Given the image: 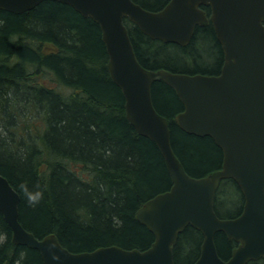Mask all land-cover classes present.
Here are the masks:
<instances>
[{
  "label": "trees",
  "instance_id": "16d2710c",
  "mask_svg": "<svg viewBox=\"0 0 264 264\" xmlns=\"http://www.w3.org/2000/svg\"><path fill=\"white\" fill-rule=\"evenodd\" d=\"M133 1L157 12L170 0ZM124 22L146 69L220 73L224 54L211 25L197 27L182 47L152 40ZM108 59L99 25L69 5L50 0L22 14L0 10V175L20 195L24 228L38 238L55 234L74 253L150 248L155 237L137 211L173 185L157 144L127 119ZM152 96L170 122L172 149L187 173L200 178L221 169L223 153L211 137L187 134L176 125L175 116L184 110L176 92L159 81ZM231 186L241 194L231 179L216 193L215 211L222 219L243 210L241 196L235 213L219 211L224 189ZM11 238L0 213V264H44L38 251ZM202 243L200 231L186 228L174 246L175 264H194ZM215 243L223 260L237 246L221 232Z\"/></svg>",
  "mask_w": 264,
  "mask_h": 264
},
{
  "label": "water",
  "instance_id": "95a60500",
  "mask_svg": "<svg viewBox=\"0 0 264 264\" xmlns=\"http://www.w3.org/2000/svg\"><path fill=\"white\" fill-rule=\"evenodd\" d=\"M50 0H0V10L22 14ZM91 18L102 32L107 68L125 98L127 119L157 144L173 185L145 202L137 219L154 235L144 251L119 246L74 253L55 234L36 237L19 219L20 195L0 175V213L12 242L38 251L44 264H175L174 246L186 228L201 232V254L194 264H248L264 258V0H171L162 10L144 9L133 0H51ZM201 6L209 7L210 19ZM163 43L189 45L196 27L212 23L224 54L218 75L149 70L138 61L124 20ZM162 81L184 106L176 125L197 137H211L223 153L221 169L196 178L172 149L169 120L155 108L152 89ZM238 185L241 214L222 219L215 197L223 180ZM224 233L238 243L228 260L217 251Z\"/></svg>",
  "mask_w": 264,
  "mask_h": 264
},
{
  "label": "rangeland",
  "instance_id": "374dc122",
  "mask_svg": "<svg viewBox=\"0 0 264 264\" xmlns=\"http://www.w3.org/2000/svg\"><path fill=\"white\" fill-rule=\"evenodd\" d=\"M224 190H225V196L222 198V201L218 209L223 215L235 213V211H237L240 207L242 195L237 190L236 186ZM262 260L263 261L261 262V264H264V259Z\"/></svg>",
  "mask_w": 264,
  "mask_h": 264
},
{
  "label": "flooded vegetation",
  "instance_id": "af4514ba",
  "mask_svg": "<svg viewBox=\"0 0 264 264\" xmlns=\"http://www.w3.org/2000/svg\"><path fill=\"white\" fill-rule=\"evenodd\" d=\"M170 1H171V0H170ZM170 1H169V2H170ZM169 2H168V3H169ZM168 3H167V4H168ZM167 4H166V5H167ZM166 5H165V6H166ZM165 6H164V7H165ZM203 7H204V6H201V9H203ZM205 7H206V6H205ZM203 10H205V9H203ZM205 11H206L207 17L210 19V14H211V10H210V8H209V10H205ZM209 25L212 26V23H211L210 20H209V23H207L206 25H198L197 27H205V26H209ZM197 27H196V28H197ZM212 28H213V26H212ZM213 31H214V29H213ZM214 33H215V32H214ZM237 245H238V244H237Z\"/></svg>",
  "mask_w": 264,
  "mask_h": 264
},
{
  "label": "bare ground",
  "instance_id": "6f19581e",
  "mask_svg": "<svg viewBox=\"0 0 264 264\" xmlns=\"http://www.w3.org/2000/svg\"><path fill=\"white\" fill-rule=\"evenodd\" d=\"M36 7H37V6H36ZM36 7H35V8H36Z\"/></svg>",
  "mask_w": 264,
  "mask_h": 264
}]
</instances>
